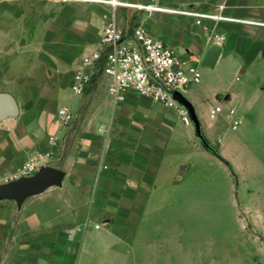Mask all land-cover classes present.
Returning a JSON list of instances; mask_svg holds the SVG:
<instances>
[{"label": "crops", "instance_id": "crops-1", "mask_svg": "<svg viewBox=\"0 0 264 264\" xmlns=\"http://www.w3.org/2000/svg\"><path fill=\"white\" fill-rule=\"evenodd\" d=\"M57 1L0 0V92L12 93L20 107L18 120L0 122V152L11 153L13 145L25 157L52 150L65 160L62 181L68 180L64 201L46 193L36 211L30 212L25 200L0 199V242L19 241L15 249L0 243L2 263L45 264L43 252L22 240L32 222L34 229L68 224L72 264H79L90 246L103 257L121 255L120 245H126L132 264H264V0H129L238 18L197 22L181 12H149L152 32L185 59L211 69L225 64L226 74L241 84L235 87L223 76L212 89L200 82L186 91L218 154L202 145L193 124L184 122L175 107L135 90L117 102L100 78L83 95L76 94L73 74L82 56L98 47L112 6ZM107 6L109 16L102 9ZM119 9L117 19L124 26ZM30 32L37 34L35 42L27 38ZM216 33L223 36L220 57L213 66L202 65ZM34 47L40 59L36 73L6 57L17 48ZM217 104L222 111L212 116ZM63 106L73 116L66 126L59 116ZM237 117L240 123L233 129ZM51 135L59 136L57 144L50 143ZM193 189L201 190L196 199L190 196ZM226 207L240 224L241 234L234 236L240 241L238 256L225 259L202 247L190 251L184 243L187 210ZM198 224L203 232L204 225L214 228L225 220L208 215Z\"/></svg>", "mask_w": 264, "mask_h": 264}, {"label": "built area", "instance_id": "built-area-1", "mask_svg": "<svg viewBox=\"0 0 264 264\" xmlns=\"http://www.w3.org/2000/svg\"><path fill=\"white\" fill-rule=\"evenodd\" d=\"M112 6V15L100 31L98 47L84 54L79 66L73 74L71 87L76 94L83 95L96 79H106L107 90L117 102L124 101L130 90H135L143 96L151 98L166 106L175 107L184 122L191 123L188 112L174 98V91L187 89L201 82V72L198 64L185 59L179 50L156 36L149 25L144 22H133L131 26L120 25L117 19V8L135 7L154 10L181 12L195 16L197 22L204 18L214 20H237L222 12H200L188 9H177L157 6L153 3L133 2L129 0H96ZM223 5H221V10ZM216 43L221 45L223 36L214 35ZM222 111L220 104L214 105L211 115ZM230 115L236 113L235 108L229 110ZM63 125L72 121V111L68 106L59 109ZM233 129L240 123V118L231 122ZM49 141L55 145L59 136L51 135ZM59 155L52 150L37 151L27 157L25 162L14 174V178L33 176L42 166H56ZM12 179V180H15ZM97 227L100 224H96Z\"/></svg>", "mask_w": 264, "mask_h": 264}, {"label": "rangeland", "instance_id": "rangeland-1", "mask_svg": "<svg viewBox=\"0 0 264 264\" xmlns=\"http://www.w3.org/2000/svg\"><path fill=\"white\" fill-rule=\"evenodd\" d=\"M67 2H69V0H58L57 4L61 5ZM61 8L63 9L64 6H61ZM102 9L103 11L106 10L107 15L109 16L111 11L110 6H107L106 8L104 7ZM119 11L122 13V23L125 27L131 26L133 22L144 21L148 24L150 11L147 9H138L135 7H121L118 12ZM221 28L222 26L218 30H221ZM205 29L208 31L209 26L205 27ZM27 38L29 41L35 42L37 39V34L35 32H30L27 34ZM18 40L19 38H14V43L19 42ZM49 51L51 50L46 48L45 54H48ZM37 52L38 49H36L35 47L29 49L17 48L12 53H7L6 57L8 60L11 58L14 62H19V64L22 65V69L31 70L36 73L39 71L38 65L40 61V59H38L37 57ZM4 56L5 54L3 53V57ZM198 67L201 72V84H203V86L207 88L212 89L221 81L223 76H225L228 81H231L233 83L232 85H234L235 87L241 85L239 82H234L233 78L229 74H226L227 69L225 64L219 65L215 69L204 67L199 64ZM44 68L47 69V65H45ZM12 72L13 74L17 72L16 66L14 67V70ZM29 74L33 75L31 72H29ZM92 87H94V83H92L89 88ZM19 118L20 116L18 115L17 117L10 118V120H18ZM13 147V151L9 154L0 152V184H5L12 181V179H15L14 174L17 172L19 167L25 162L27 157L31 155V153H27L25 157L17 147H15L14 145ZM65 165L66 162L64 159H59L58 161H56V166L58 167L64 168ZM67 184L68 180L66 179V181H62L60 184H54L49 186L44 191V193L32 194L26 197L24 200L28 205V209L30 210V212L36 211L38 207L44 206L42 205L44 204V202H42L43 200L41 198L42 196H45L44 194L49 192H55L54 197L56 200L64 201V197L68 196V192L67 188H64L63 186H66ZM60 185L62 186L60 187ZM200 192L201 190L193 189L190 193L191 198L196 199L197 196L200 195ZM187 213V217L189 220V233L187 235V239H184V243H186V247L189 248L190 251L195 252L198 251L200 247H202L203 251L206 250V253L209 251V248H211V250L214 249V252L216 253H222V257H225V259H230L231 257L238 256L237 246L240 244V241L234 236H239L241 232L240 224L235 221L232 208H189L187 210ZM208 215L210 217L220 216V218L225 220V224L216 225L214 226V228H212V226L204 225L206 230L203 232L198 231L201 227L198 224L199 219ZM241 217L245 220V214L243 210H241ZM34 228L36 227L32 225V222H30L29 231L25 236L22 237V240L23 242L29 243L30 249H39L41 252H43V259L45 260V264H72V256H67V234L69 233V226L67 223L43 227L42 229ZM58 233L65 234V237H63L62 239H58ZM18 242L9 240L2 241L0 243L4 244L6 246L5 248L12 246L13 249H15V245ZM118 247L122 251L121 255L116 256L115 254H106L102 257L103 252H100L97 248L95 249L94 246H90V248L86 252H84V254H82L79 264H103L104 262L105 264H132L133 257L131 254H127L126 245H120ZM8 261L12 260L10 259ZM9 263L10 262H7V264ZM0 264H4V262L2 263L1 258Z\"/></svg>", "mask_w": 264, "mask_h": 264}, {"label": "water", "instance_id": "water-1", "mask_svg": "<svg viewBox=\"0 0 264 264\" xmlns=\"http://www.w3.org/2000/svg\"><path fill=\"white\" fill-rule=\"evenodd\" d=\"M221 52L222 46L220 44L214 43L209 46L203 56L202 65H215ZM174 98L187 110L191 123L195 128V134L202 145L218 154L216 148L204 134L202 121L192 100L185 92L178 89L174 91ZM19 113L20 107L16 97L10 92H0V122L7 118L17 117ZM64 173V169L58 166H42L33 176L21 177L8 183L0 184V199L13 198L22 202L29 195L41 193L51 185L60 184Z\"/></svg>", "mask_w": 264, "mask_h": 264}]
</instances>
